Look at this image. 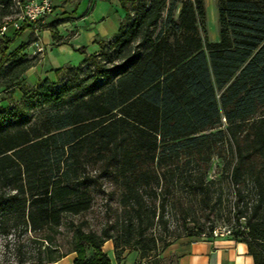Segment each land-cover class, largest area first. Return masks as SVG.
I'll list each match as a JSON object with an SVG mask.
<instances>
[{
	"label": "trees",
	"instance_id": "16d2710c",
	"mask_svg": "<svg viewBox=\"0 0 264 264\" xmlns=\"http://www.w3.org/2000/svg\"><path fill=\"white\" fill-rule=\"evenodd\" d=\"M178 1L177 17L172 1L157 29L166 0H120L127 14L118 33L65 68L89 64V74L73 80L22 83L35 60L8 50L25 25L0 36V86L23 94L0 106V232L40 233L34 255L11 264L71 252L72 264H112L102 250L108 240L115 262L127 247L156 251L181 236L165 217L175 203H227L228 214L244 220L232 238L264 264V0H219L216 41L200 36L204 0ZM10 6L0 0V26ZM213 156L221 174L205 181ZM108 183L116 206L107 205L98 230L66 219L88 211L92 192L105 193ZM178 208L185 220L191 208ZM209 224L196 221L190 235L209 234ZM62 225L71 245L55 253Z\"/></svg>",
	"mask_w": 264,
	"mask_h": 264
},
{
	"label": "crops",
	"instance_id": "0c3cea01",
	"mask_svg": "<svg viewBox=\"0 0 264 264\" xmlns=\"http://www.w3.org/2000/svg\"><path fill=\"white\" fill-rule=\"evenodd\" d=\"M53 11L44 18L36 33L33 25H25L22 34L14 41L8 52L20 49L29 59L35 60L22 75V83L34 86L39 81L58 80L67 66H79L87 55L97 54L100 45L113 38L125 20L127 11L120 0H53ZM16 28L8 23L1 35L12 36ZM42 51H38V48ZM20 87L7 92L0 86V106L7 107L10 100L22 97ZM102 250L113 255L110 240ZM75 252L55 262L44 264H72ZM256 264L246 242L232 237L212 239L181 237L156 251L141 253L125 248L115 264Z\"/></svg>",
	"mask_w": 264,
	"mask_h": 264
},
{
	"label": "rangeland",
	"instance_id": "374dc122",
	"mask_svg": "<svg viewBox=\"0 0 264 264\" xmlns=\"http://www.w3.org/2000/svg\"><path fill=\"white\" fill-rule=\"evenodd\" d=\"M175 2V9L173 11V15L176 18L180 2L178 0H166V8L163 11L162 17L159 19L158 28H161L165 15L167 12V7L170 3ZM218 5L219 0H204V8H205V16L202 22H200L198 28L200 32V36L204 41H216L218 40V30L219 23L217 21L218 16ZM5 21V20H4ZM3 22L2 18H0V24ZM154 34L152 35V37ZM88 63L81 66L80 70L73 71L68 73L67 69H63L59 74L60 79L62 80H73L76 75L78 78L85 77L89 72L87 71ZM214 129L213 131H215ZM222 170V160L216 156H213L210 163L205 169V181L211 179L219 178ZM224 192L222 193V199H226L228 196V191L226 190L225 184H221ZM113 190V186L109 183L105 185V193L102 192H92L93 201L90 209L79 215H68L67 220L73 219L75 222H78L82 219H87L88 226L87 228L98 230L100 225L109 218L106 213L107 205L110 206L111 209H114L116 206V194L109 195L107 192ZM187 199L184 197V200ZM212 203L206 205L205 203H175L176 208L172 210H167L166 218L169 222V228L171 230H175L176 233H180V237H167V241H172L177 238L186 237V238H195L193 234L196 232V221L201 224H204V230L211 223L214 225H225L233 229V231H242L244 220L240 219L236 222L235 218L232 215L228 214L227 203H216L214 208H210ZM179 205L189 206L191 211L188 213L187 218L183 220V216L179 211ZM61 232L56 234L55 243L57 246L55 247V253L58 251H66L71 243V232L66 228V226L62 225L60 227ZM36 234L30 230H24L23 227H17L16 229L8 230L7 233L0 232V264H11L16 260L18 254H24L25 256L34 255L38 243L36 242L34 235ZM163 245L160 242L159 247ZM131 248V247H127ZM54 253V254H55ZM93 254L92 249L86 250V256H90ZM112 264H115L114 255H111ZM126 264H128V259L126 260Z\"/></svg>",
	"mask_w": 264,
	"mask_h": 264
},
{
	"label": "built area",
	"instance_id": "2783aa9c",
	"mask_svg": "<svg viewBox=\"0 0 264 264\" xmlns=\"http://www.w3.org/2000/svg\"><path fill=\"white\" fill-rule=\"evenodd\" d=\"M53 7V0H11L10 8L13 13L4 18L5 21L0 26V36H2L4 26L10 23L16 29L22 25H33L37 37V32L44 23V18L52 13ZM38 51H42L41 47L38 48ZM232 234V228L225 225H216L209 234L202 233L199 238L215 241L221 237H232Z\"/></svg>",
	"mask_w": 264,
	"mask_h": 264
}]
</instances>
